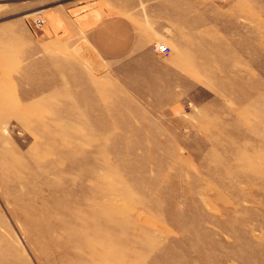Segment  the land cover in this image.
<instances>
[{
  "label": "rangeland",
  "instance_id": "obj_1",
  "mask_svg": "<svg viewBox=\"0 0 264 264\" xmlns=\"http://www.w3.org/2000/svg\"><path fill=\"white\" fill-rule=\"evenodd\" d=\"M106 1L0 0V20L37 39L50 10ZM116 2L196 28L151 67L77 38L5 52L0 264H264V0Z\"/></svg>",
  "mask_w": 264,
  "mask_h": 264
},
{
  "label": "crops",
  "instance_id": "obj_2",
  "mask_svg": "<svg viewBox=\"0 0 264 264\" xmlns=\"http://www.w3.org/2000/svg\"><path fill=\"white\" fill-rule=\"evenodd\" d=\"M186 11L181 6L172 9L157 6L141 11L133 5L122 7L116 0H108L107 5L103 2L82 5L70 11L55 8L44 14L46 24L37 34V39H31L25 20L17 17L0 20V65L9 50L16 58L24 52L38 51L39 41L44 44L66 43L68 46L72 42L73 46L74 38H77L78 44L86 43L102 59L117 61L133 56L135 67H151L160 63V58L152 50L154 42L164 41L172 49L178 44L184 48L183 44L192 34L191 24L192 29L196 28V19ZM178 51L173 61L182 66L186 61L181 60V52ZM174 68L178 72L181 70L177 66ZM165 69L162 72L168 73L167 67Z\"/></svg>",
  "mask_w": 264,
  "mask_h": 264
},
{
  "label": "built area",
  "instance_id": "obj_3",
  "mask_svg": "<svg viewBox=\"0 0 264 264\" xmlns=\"http://www.w3.org/2000/svg\"><path fill=\"white\" fill-rule=\"evenodd\" d=\"M43 24L44 20L37 18L36 26H42ZM154 51L158 56L160 55L162 57H168L171 53L170 47L164 43H158L157 45H154Z\"/></svg>",
  "mask_w": 264,
  "mask_h": 264
}]
</instances>
